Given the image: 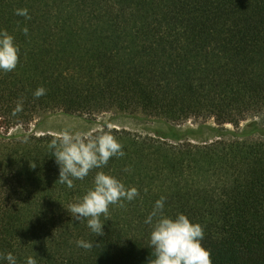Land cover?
Segmentation results:
<instances>
[{"label": "trees", "instance_id": "trees-1", "mask_svg": "<svg viewBox=\"0 0 264 264\" xmlns=\"http://www.w3.org/2000/svg\"><path fill=\"white\" fill-rule=\"evenodd\" d=\"M0 29L20 49L16 69L0 71V255L147 264L144 221L164 196L166 215L203 226L212 264H264V126H239L264 110V0H0ZM52 115L81 117L122 145L102 170L139 196L109 206L103 236L67 210L97 170L74 188L57 181V133L39 128ZM120 115L158 127L112 124Z\"/></svg>", "mask_w": 264, "mask_h": 264}, {"label": "clouds", "instance_id": "clouds-1", "mask_svg": "<svg viewBox=\"0 0 264 264\" xmlns=\"http://www.w3.org/2000/svg\"><path fill=\"white\" fill-rule=\"evenodd\" d=\"M18 16L30 19L27 8L14 10ZM25 35L28 28L20 29ZM20 49L15 38L6 29H0V71H14L19 63ZM46 94L43 86L38 87L33 95L39 98ZM18 103L14 113L21 110ZM51 155L59 166L58 180L68 188H74V180H83L94 169L92 186L88 188L77 202L68 205L67 210L77 221L86 220L87 226L97 236H103V224L110 219L109 206L126 207L123 201H132L139 196L135 186H125L116 176L102 169L112 157H122L125 153L117 138L103 128L93 131H73L63 129L48 144ZM35 167V163H30ZM130 171L129 168L125 169ZM147 191V189H145ZM166 197L155 201L152 210L145 218L150 226L149 247L151 257L147 264H212L210 250L202 245L204 228L192 222L185 214L177 213L174 217L164 212ZM104 220H101V217ZM77 246L91 249L92 242L77 240ZM7 264H17L16 257L8 252L0 255ZM25 264H37L34 257L29 256Z\"/></svg>", "mask_w": 264, "mask_h": 264}, {"label": "rangeland", "instance_id": "rangeland-1", "mask_svg": "<svg viewBox=\"0 0 264 264\" xmlns=\"http://www.w3.org/2000/svg\"><path fill=\"white\" fill-rule=\"evenodd\" d=\"M114 116L113 113H105L100 117L103 119H107L108 117ZM251 120H255L258 125L264 126V110L260 113L249 116L246 120L240 123V127L245 126ZM191 124V120L187 122V124ZM112 124L124 127L134 131H141V132H149L157 128V124L146 121L142 118V115L138 117L128 116V115H120L117 117L112 118ZM192 125V124H191ZM228 128H233L231 124H226ZM41 131H47L52 133H58L63 129H71L73 131H89L90 129L94 128V125L88 123L81 117L77 116H67V115H52L47 117L43 120L42 124L40 125Z\"/></svg>", "mask_w": 264, "mask_h": 264}]
</instances>
